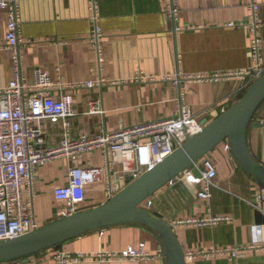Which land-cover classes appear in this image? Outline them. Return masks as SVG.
<instances>
[{
  "label": "crops",
  "instance_id": "1",
  "mask_svg": "<svg viewBox=\"0 0 264 264\" xmlns=\"http://www.w3.org/2000/svg\"><path fill=\"white\" fill-rule=\"evenodd\" d=\"M170 0H97V21L103 31L102 60L89 42L92 28L88 0H20V38L25 79L32 83L36 70L56 76L66 83L96 80L100 76L124 83L91 88L56 89L69 95L75 114L69 118L70 135L111 133L166 119L185 103L204 122L229 108L244 93L247 79L240 76L198 79L245 71L252 65L248 25L256 3L264 55V0H174L175 19L168 16ZM235 25L231 26L229 23ZM241 23V25H238ZM7 27V13L0 9V88L13 78L11 53L1 44ZM140 71L145 75L169 77L151 82L130 79ZM91 100H98L103 113H89ZM264 102L246 129L250 152L264 163ZM50 147L62 139L61 121H41ZM204 157L216 167L215 186L209 199L197 196L199 185L179 174L151 197L149 211L159 213L174 230L183 249L185 264H264V251H251L242 259L226 255L190 258L188 251L228 248L249 244L255 237L264 241V220H258L252 205L258 185L243 171L225 142ZM104 149L84 154L71 164L63 156L54 157L35 170L32 190L34 212L43 225L61 217L68 204L54 198L53 191L69 180L70 165L102 166L100 181L85 186L78 209L105 202L109 176L126 185L121 164L106 168ZM118 174V176H115ZM226 218H229L228 220ZM217 219V220H214ZM202 221V222H201ZM144 243V259L97 257ZM55 250L86 257L67 264H165L156 233L141 224L123 223L73 237L60 245L25 258L0 264H56Z\"/></svg>",
  "mask_w": 264,
  "mask_h": 264
},
{
  "label": "built area",
  "instance_id": "2",
  "mask_svg": "<svg viewBox=\"0 0 264 264\" xmlns=\"http://www.w3.org/2000/svg\"><path fill=\"white\" fill-rule=\"evenodd\" d=\"M92 28L89 42L97 52L98 61L102 58L101 39L103 31L98 24L97 0H88ZM20 0H0V9L7 13V27L1 44L11 53L13 78L0 88V241L26 234L40 226L34 212V193L32 190L36 168L46 161L63 156L70 164L84 154L91 155L97 149H104L106 168L115 162L121 164V171L139 177L147 169L153 167L166 156L181 146L189 137L201 131L205 125L193 111L181 103L179 112L166 119L156 120L131 127L120 126L111 133L82 134L78 137L70 135L69 118L75 112L72 100L64 93L54 94L56 89L91 88L106 84L124 83L100 76L96 80L78 83H66L57 69L56 76L44 70H36L34 81L28 83L22 64L20 38ZM256 3L251 4L252 13L248 25L250 32L249 49L252 65L245 71H235L215 76H196L198 79H216L218 77L240 76L247 79L243 85L246 90L250 84L264 74V55L261 51L262 39L259 35V19ZM178 8L174 0L167 6L168 16L175 19ZM231 26L235 24L229 23ZM241 25V23H238ZM158 79L168 80L169 77L145 75L138 71L130 79L133 82H151ZM89 113H103L98 100H91ZM254 117V116H253ZM61 121L62 139L59 145L50 147L44 137L41 121ZM264 123V120H261ZM229 149L228 143L225 141ZM198 171L196 176L191 168L185 173L186 178L199 185L197 196L203 199L211 197L215 186L216 167L212 161L202 157L193 164ZM67 185L57 187L53 191L54 198L68 204L62 216L70 215L78 210V204L84 200L85 186L100 181L104 175L102 166L70 165ZM115 176H118L116 174ZM124 187V186H123ZM122 186L110 177L107 181V193L111 197L120 191ZM152 197V196H151ZM151 197L142 204L149 208ZM253 207L264 215V188L258 186L251 202ZM227 220L229 218H226ZM217 220V219H214ZM202 222V221H201ZM251 251H264V241L255 237L249 244L228 248H212L202 251H188L190 258L210 257L217 254L226 255L230 260L242 259ZM97 257H115L119 259H144L148 253L144 243L130 246L119 252L98 254ZM81 254H69L63 250H55L56 264H67L85 258Z\"/></svg>",
  "mask_w": 264,
  "mask_h": 264
},
{
  "label": "water",
  "instance_id": "3",
  "mask_svg": "<svg viewBox=\"0 0 264 264\" xmlns=\"http://www.w3.org/2000/svg\"><path fill=\"white\" fill-rule=\"evenodd\" d=\"M263 102L264 74L255 79L229 108L211 121H204L201 131L160 162L137 178L128 175L126 185L105 202L78 209L26 234L0 241V263L46 251L73 237L111 225L137 223L156 233L165 264H185L183 249L171 225L159 213L149 211L142 204L188 168L199 176L193 164L225 141L239 167L264 188V163L250 152L246 138V129ZM256 217L264 220L258 210Z\"/></svg>",
  "mask_w": 264,
  "mask_h": 264
},
{
  "label": "rangeland",
  "instance_id": "4",
  "mask_svg": "<svg viewBox=\"0 0 264 264\" xmlns=\"http://www.w3.org/2000/svg\"><path fill=\"white\" fill-rule=\"evenodd\" d=\"M149 209V208H148Z\"/></svg>",
  "mask_w": 264,
  "mask_h": 264
}]
</instances>
